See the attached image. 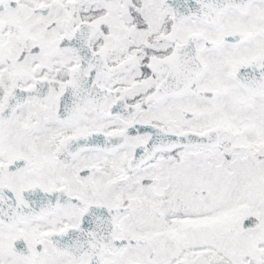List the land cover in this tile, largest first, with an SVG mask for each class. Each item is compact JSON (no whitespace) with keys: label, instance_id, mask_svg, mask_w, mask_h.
<instances>
[{"label":"snow or ice","instance_id":"snow-or-ice-1","mask_svg":"<svg viewBox=\"0 0 264 264\" xmlns=\"http://www.w3.org/2000/svg\"><path fill=\"white\" fill-rule=\"evenodd\" d=\"M0 264H264V0H0Z\"/></svg>","mask_w":264,"mask_h":264}]
</instances>
